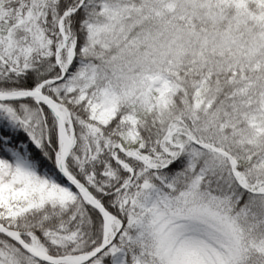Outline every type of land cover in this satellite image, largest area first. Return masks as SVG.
I'll return each mask as SVG.
<instances>
[{"label":"snow or ice","instance_id":"obj_1","mask_svg":"<svg viewBox=\"0 0 264 264\" xmlns=\"http://www.w3.org/2000/svg\"><path fill=\"white\" fill-rule=\"evenodd\" d=\"M0 264H264V0H0Z\"/></svg>","mask_w":264,"mask_h":264}]
</instances>
